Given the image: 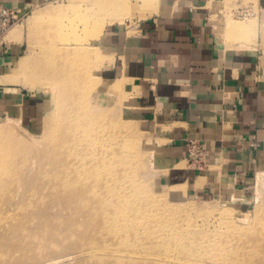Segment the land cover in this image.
<instances>
[{
	"label": "rangeland",
	"instance_id": "1",
	"mask_svg": "<svg viewBox=\"0 0 264 264\" xmlns=\"http://www.w3.org/2000/svg\"><path fill=\"white\" fill-rule=\"evenodd\" d=\"M131 1L53 0L20 14L22 20L0 38L13 33L26 42V53L4 81L18 84L32 101L28 114L25 103L23 114L0 115V264H150L130 259L143 251L138 248H150L151 233L160 234L139 230L144 220L164 222L170 238L208 237L203 240L217 250L212 255L226 264H264L258 172L239 188L221 185L222 168L214 167L212 192L196 195L186 186L168 200L167 192L178 185L163 178L164 143L145 133L121 80L108 84L100 76L98 38L106 25L134 20ZM139 1L143 9L149 4ZM236 1L222 10L229 26L237 22L244 30L253 4L232 5ZM207 158L204 153L201 161ZM107 188L120 196L112 203L119 215L104 203ZM128 211L139 219L130 233L122 216Z\"/></svg>",
	"mask_w": 264,
	"mask_h": 264
},
{
	"label": "crops",
	"instance_id": "2",
	"mask_svg": "<svg viewBox=\"0 0 264 264\" xmlns=\"http://www.w3.org/2000/svg\"><path fill=\"white\" fill-rule=\"evenodd\" d=\"M52 1L0 4L26 16ZM228 1L149 0L143 9L134 0V20L106 25L96 45L102 79L121 80L145 133L164 143L163 178L196 195L216 189L214 167L222 168L221 185L239 188L264 170V0L232 4H253L244 30L227 24ZM15 35L0 39V115L23 114L25 103V113L31 109L27 91L4 81L27 51ZM191 144L203 147L207 162L188 159Z\"/></svg>",
	"mask_w": 264,
	"mask_h": 264
},
{
	"label": "bare ground",
	"instance_id": "3",
	"mask_svg": "<svg viewBox=\"0 0 264 264\" xmlns=\"http://www.w3.org/2000/svg\"><path fill=\"white\" fill-rule=\"evenodd\" d=\"M123 8L125 9V7H122L121 9L124 10ZM124 11L127 12L126 10H124ZM113 17H111L110 20L113 19ZM119 17H120V15L118 17L116 16V18H119ZM120 22L121 21H119V23ZM104 23H107V22L104 21ZM113 23H116V21L113 22ZM110 24H112V23H110ZM104 27H105V25L102 26V28H104ZM96 28L98 29V27H96ZM102 30H104V29H102ZM90 33H92V31ZM123 155L126 156V154H123ZM91 158H92V156H91ZM124 158H130V157H124ZM84 160L85 159L82 158L81 164H82V161H84ZM80 167H83V166H80ZM107 169H108V171H110L112 168L109 165V166H107ZM112 171L113 170H111V172ZM132 171L133 172L131 174L134 175L135 170H132ZM95 172H97V171H95ZM256 181H257L256 188L260 187L261 185L264 184V171H261V172L257 173ZM67 183H68V181H67ZM184 187L185 186L178 185L176 188H173V189H176V190H172L170 192H167L165 197L168 198V200L169 199L175 200L174 199L175 197L182 195L181 193L183 192V190H185ZM67 189H69L68 186H67ZM106 194H107V198H108L109 201L106 198L104 200V203L105 204H109L110 209L116 215H119L118 212L115 211L113 209V206H112V203H113L114 200H120L119 194L115 193V192H112V191H109L108 188L106 189ZM232 198L234 200L238 199V197H236L235 195L232 196ZM192 209H194V208H192ZM128 213L129 214H126V215L122 214V216H123V220H126L127 224H128V225H125V227L127 228V233H130L132 225L136 226L139 223V219H138V217H137L135 212L128 211ZM123 220L122 219L119 220V223L117 225H121ZM137 228L138 229L139 228H145V229L149 228L150 232H159L160 234L158 236H156L155 233H151L149 235V240L148 241L151 242L150 248H148V249H139L138 248V251L139 250H143V251L138 252V256L136 254H134L133 256L130 257V259L134 260L135 262H139V263H146L147 262V263H150V264H153V263H155V264H205L206 261L208 260L211 264H226L222 259L218 258L219 255H217L216 257H214L212 255L217 250L212 245H208L210 243H208L207 241H204V240H207L208 237H202L198 241H197V236L195 234H193V236H185V237L183 235V236H181V237H183L182 240H180L178 236L170 238V236L166 235L165 223L162 222V221H156V220L155 221H150V220L141 221ZM167 228L169 229V227H167ZM170 229H172V228H170ZM170 229H169V231H170ZM176 229L177 228H175V230ZM51 236L52 235H49V239L51 238ZM211 243H215V241L211 242ZM202 251L204 253H202ZM180 252L182 253L183 257L177 256V254L180 253ZM164 253H171V254L167 255V256H163ZM96 255H100V254H96ZM204 255L205 256L210 255V256H208L207 258H203L202 256H204Z\"/></svg>",
	"mask_w": 264,
	"mask_h": 264
},
{
	"label": "built area",
	"instance_id": "4",
	"mask_svg": "<svg viewBox=\"0 0 264 264\" xmlns=\"http://www.w3.org/2000/svg\"><path fill=\"white\" fill-rule=\"evenodd\" d=\"M22 20L20 13L16 10L6 8L0 4V38L5 36L16 23ZM204 149L196 144H191L189 158L196 164L203 163L202 155H204Z\"/></svg>",
	"mask_w": 264,
	"mask_h": 264
}]
</instances>
